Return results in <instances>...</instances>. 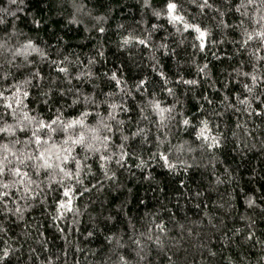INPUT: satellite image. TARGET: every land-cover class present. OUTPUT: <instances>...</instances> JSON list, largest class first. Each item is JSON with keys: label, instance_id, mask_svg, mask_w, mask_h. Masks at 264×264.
<instances>
[{"label": "clouds", "instance_id": "1", "mask_svg": "<svg viewBox=\"0 0 264 264\" xmlns=\"http://www.w3.org/2000/svg\"><path fill=\"white\" fill-rule=\"evenodd\" d=\"M0 264H264V0H0Z\"/></svg>", "mask_w": 264, "mask_h": 264}]
</instances>
